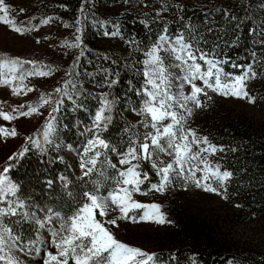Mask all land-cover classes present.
I'll return each instance as SVG.
<instances>
[{
	"label": "snow or ice",
	"instance_id": "obj_1",
	"mask_svg": "<svg viewBox=\"0 0 264 264\" xmlns=\"http://www.w3.org/2000/svg\"><path fill=\"white\" fill-rule=\"evenodd\" d=\"M89 2L81 0L69 23L55 13L18 21L16 12L23 14L25 9L0 0V25L20 36L31 35L34 44L52 39L42 34L41 28L54 22L73 30L70 39L49 45L62 49V59L70 57L63 69L36 59L0 57V86L16 97L37 95L35 101L21 102L8 111L0 109V138L4 142L16 138L17 127L11 125L21 118L35 116L40 121L0 166V264H180L175 252L164 254L133 246L119 239L114 229L121 220L171 222L160 204L133 198L134 193L147 195L142 190L145 184L147 191L161 194L177 186H191L229 199L234 171L221 163L223 157H210L235 153L237 147L214 143L194 124L199 113L209 107L211 94L256 102L249 85L264 78V16L260 15L264 0L257 11L247 0H240L246 8L243 16L227 7L210 9L200 22L186 19L179 3L156 0L160 7L153 9L139 0L138 22L149 31L150 25L161 26L148 44L126 35L119 19L91 14L86 8ZM123 3L137 7L136 0ZM58 7L69 10L66 4ZM170 8L175 9V21L162 15ZM218 12L222 13L219 21L215 19ZM172 23L180 26L170 31ZM246 23L250 24L248 55L244 57L248 62L237 63L222 54V49L240 44ZM89 26L121 42L128 55L117 59L104 53L97 57L94 71L82 69L81 60L91 51L83 39ZM230 33L231 39L225 40ZM256 46H260L259 55ZM101 59L110 61L109 66L99 63ZM225 65L236 71H226ZM122 71L138 78V82L127 81L131 95L117 96L114 91ZM60 73L50 90L41 91L31 84V78H54ZM86 83H91L92 89L85 87ZM89 100L95 101L94 108H89ZM66 110L87 114V123L78 120L74 125L78 135L75 147L64 138L69 130L62 121ZM117 120L122 127L119 138L113 140L105 134ZM32 151L61 162L74 154L79 174L60 175L58 192L55 178L48 179L45 183L57 197L48 204L39 203L12 175ZM188 259L198 264L194 257ZM229 264H236L235 259Z\"/></svg>",
	"mask_w": 264,
	"mask_h": 264
},
{
	"label": "trees",
	"instance_id": "obj_2",
	"mask_svg": "<svg viewBox=\"0 0 264 264\" xmlns=\"http://www.w3.org/2000/svg\"><path fill=\"white\" fill-rule=\"evenodd\" d=\"M144 3L151 4L153 9H158L160 4L156 0H143ZM170 3H179L183 5V15L186 19L191 18L193 22H200L204 19V13L210 9H219L227 7L235 12L238 16L245 14L246 8L240 3V0H169ZM38 13L36 17L43 18L47 14H57L63 18L65 22L71 23L76 14L81 0H38ZM137 7L125 5L123 0H90L86 5L89 12L97 18H115L119 19L123 24L125 34L135 36L137 39L148 44L155 39L156 33L160 29V25H150V29L146 30L142 24L138 22L139 0H136ZM248 6L253 11L260 8L261 0H247ZM60 4H66L68 11L64 12L58 7ZM152 9H143V11H151ZM165 18L175 21V9L169 10L162 14ZM264 16V12H260ZM222 13H217L215 19L219 21ZM53 27L61 28L59 23H52ZM180 25L172 23L170 31H175ZM250 24L243 26V35L238 46L225 47L222 54L227 55L230 60L237 63H247L244 59L248 55L246 49L248 45V28ZM63 28V27H62ZM65 30V31H64ZM203 30V29H202ZM72 29H64L62 38H71ZM233 34L225 36V40H230ZM214 36H209L213 39ZM60 39V40H61ZM84 42L91 51L81 60V67H87V70L94 71L97 57L107 53L112 58H122L127 56V51L122 47V43L104 37L100 31L94 27H87L84 33ZM255 50L258 55L260 46H256ZM139 58V54H137ZM34 59V58H33ZM37 61H43L35 58ZM66 58L64 62H54L48 60L45 63H54L62 69L66 67ZM91 60L92 64L88 65L87 61ZM44 62V61H43ZM104 66H109L110 61L99 60ZM226 71H236L225 65ZM62 75V73H60ZM87 79V78H85ZM138 82V78L128 71H122L120 82L114 91L117 96H123L128 93V80ZM85 87L92 89L91 83H86ZM99 91V90H97ZM250 94L257 97L253 104L254 108L259 111L252 114L243 108L236 115L226 107L221 101L212 98L209 107L203 112V123L201 129L203 134L209 135L210 139L216 144L237 147L235 153H218L216 157H210L213 160L220 159L221 163L230 170L234 171L235 179L229 187V199H221L224 210L217 220L210 221L201 220L200 218H187L183 221L181 216L176 212L167 209V216L171 219V235L178 239V243L173 250L179 258L180 264H190L189 257H194L198 264H229L235 259L236 264H264V251L257 249L253 245L241 243L234 238L229 231L230 224L240 225L248 221H257L264 223V78H259L250 82ZM131 95V93H128ZM89 108L95 107V101H87ZM126 116L128 114L126 113ZM128 119L132 120L131 116ZM84 121L87 123V114L80 112H71L66 110L62 113L63 123L69 126V130L65 133V140L72 143L75 147L78 142L77 129L74 127L76 122ZM133 121V120H132ZM122 124L117 120L109 131L105 134L113 140H117L120 136ZM64 155V153H61ZM241 168L243 172L239 171ZM72 169L69 167L66 158L64 162L49 157H41L39 153L32 151L26 154L25 158L20 162L19 166L12 170V175L20 181L27 193L34 196L41 204H48L56 197V192L48 189L46 181L54 180L57 192L59 191V176H70ZM240 204L241 207H236ZM216 225H223V229H217ZM153 251L157 253L168 254L169 251L156 247Z\"/></svg>",
	"mask_w": 264,
	"mask_h": 264
},
{
	"label": "rangeland",
	"instance_id": "obj_3",
	"mask_svg": "<svg viewBox=\"0 0 264 264\" xmlns=\"http://www.w3.org/2000/svg\"><path fill=\"white\" fill-rule=\"evenodd\" d=\"M5 2L14 6V8H24L23 14L16 12L18 21L26 20L29 16H36L38 13V0H5ZM65 31V30H64ZM41 33L50 35V41L34 44L31 35L20 36L0 25V57L5 55L18 56L20 58L35 59L38 58L44 62L53 60L54 62H64L66 58L62 59V49L58 47H49L50 44H58L61 36L64 34L63 28L53 27L52 24L41 28ZM60 74L54 78H31V84L37 86L41 91L50 90L53 80L59 79ZM215 100L221 101L228 107L235 115L243 108H246L252 114L259 110L254 108L247 100H241L234 97H223L216 94H211ZM36 93H31L27 97H16L10 94L4 86H0V109L5 111L10 110L12 106H16L24 101H35ZM133 122L135 118L132 117ZM39 118L33 116L25 119L21 118L19 121L12 122L11 126L17 127L18 136L16 138H8L6 142L0 138V166H3L6 158L14 150L20 146L22 140L27 134L38 126ZM203 123V112L201 111L195 119V127H198L201 132ZM66 161L72 171H78L75 168V159L73 155L65 156ZM211 159V158H210ZM142 190L147 192V195L138 193L133 194V198L139 200L141 203H158L162 206V211L167 216V209L176 212L181 216L183 221H188L187 218H200L201 220L210 221L217 220L223 213L224 205L221 197L214 193L204 192L201 189H196L189 186L187 189L182 187H175L161 194L155 191H147V184L142 185ZM119 227L115 228L116 235L124 242H128L133 246L142 247L145 250L153 251L156 247H161L166 251L173 252L178 239L171 235V222L165 224H156L154 222H137L132 223L130 220L118 221ZM230 234L239 240L241 243L253 245L257 249L264 251V223L255 221L244 222L240 225H228ZM216 228L224 230L223 225H216ZM191 264V262H190Z\"/></svg>",
	"mask_w": 264,
	"mask_h": 264
}]
</instances>
